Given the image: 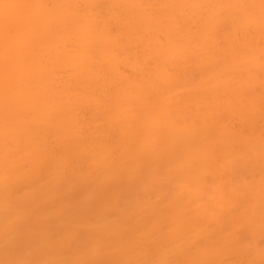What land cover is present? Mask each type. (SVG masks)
Wrapping results in <instances>:
<instances>
[{
  "label": "bare ground",
  "instance_id": "1",
  "mask_svg": "<svg viewBox=\"0 0 264 264\" xmlns=\"http://www.w3.org/2000/svg\"><path fill=\"white\" fill-rule=\"evenodd\" d=\"M0 264H264V0H0Z\"/></svg>",
  "mask_w": 264,
  "mask_h": 264
}]
</instances>
